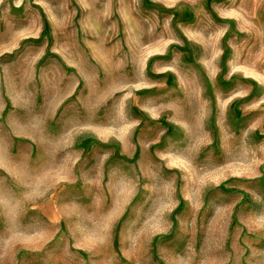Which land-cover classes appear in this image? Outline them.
Returning a JSON list of instances; mask_svg holds the SVG:
<instances>
[{
	"label": "rangeland",
	"instance_id": "rangeland-1",
	"mask_svg": "<svg viewBox=\"0 0 264 264\" xmlns=\"http://www.w3.org/2000/svg\"><path fill=\"white\" fill-rule=\"evenodd\" d=\"M0 264H264V0H0Z\"/></svg>",
	"mask_w": 264,
	"mask_h": 264
}]
</instances>
